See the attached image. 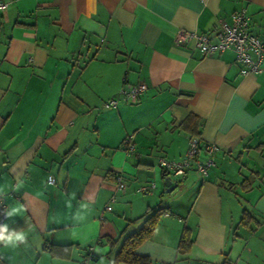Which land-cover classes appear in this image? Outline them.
Returning a JSON list of instances; mask_svg holds the SVG:
<instances>
[{
  "label": "crops",
  "instance_id": "0c3cea01",
  "mask_svg": "<svg viewBox=\"0 0 264 264\" xmlns=\"http://www.w3.org/2000/svg\"><path fill=\"white\" fill-rule=\"evenodd\" d=\"M0 1L1 225L25 234L0 241V264H83L90 246L85 264H126L114 260L123 235L160 206L135 249L154 264H264V71L174 41L179 29L215 41L239 8L264 38V0ZM140 81L141 94L102 106ZM190 114L217 145L213 164L164 174L159 158L180 159L195 135Z\"/></svg>",
  "mask_w": 264,
  "mask_h": 264
},
{
  "label": "built area",
  "instance_id": "2783aa9c",
  "mask_svg": "<svg viewBox=\"0 0 264 264\" xmlns=\"http://www.w3.org/2000/svg\"><path fill=\"white\" fill-rule=\"evenodd\" d=\"M5 4L0 1V10ZM216 40L210 41L205 33H198L192 30H177L174 41L184 43L192 41L196 49L201 54L211 53L215 50L223 51L230 49L234 52V58L241 64L240 73H258L264 71L262 62H264V38L259 37L249 28L248 15L244 8L234 10L230 14V21L219 20L216 23ZM147 89L144 82L124 83L115 97L103 101V107H115L119 100L128 101L130 97L137 96ZM123 147L126 152H130L133 147L132 135H127L123 140ZM217 150V145L213 142L202 140L200 135H190L187 148L183 156L178 160L161 157L158 164L167 173L183 178L188 169H195L202 176L208 174L209 168L213 164V153ZM201 152L206 157L201 158ZM49 182L53 181L52 175L47 176ZM114 185L117 189L123 190L125 182L120 175L114 176ZM6 203L3 196L0 195V226L6 216ZM92 247L87 250L86 259L92 258ZM84 258L82 263L85 264Z\"/></svg>",
  "mask_w": 264,
  "mask_h": 264
},
{
  "label": "trees",
  "instance_id": "16d2710c",
  "mask_svg": "<svg viewBox=\"0 0 264 264\" xmlns=\"http://www.w3.org/2000/svg\"><path fill=\"white\" fill-rule=\"evenodd\" d=\"M198 118L195 115L190 114L184 124L183 127L187 128L191 134H197L196 127H197ZM166 174V171H164ZM166 206L154 207L151 209L150 212L145 214L143 217L142 224L136 228L135 230L125 233L114 253V260L120 261L126 264H154L151 258L148 255H142L135 252L136 247L145 239H147L159 216L166 211ZM246 216L241 218L242 222H246ZM133 221V220H131ZM127 223V227H128ZM185 237V231L180 238V246L182 249H186L188 244ZM190 240H188L189 243Z\"/></svg>",
  "mask_w": 264,
  "mask_h": 264
},
{
  "label": "clouds",
  "instance_id": "9594fccd",
  "mask_svg": "<svg viewBox=\"0 0 264 264\" xmlns=\"http://www.w3.org/2000/svg\"><path fill=\"white\" fill-rule=\"evenodd\" d=\"M24 238L25 234L23 232H9L6 226H0V241L15 245L17 241L22 242Z\"/></svg>",
  "mask_w": 264,
  "mask_h": 264
},
{
  "label": "water",
  "instance_id": "95a60500",
  "mask_svg": "<svg viewBox=\"0 0 264 264\" xmlns=\"http://www.w3.org/2000/svg\"><path fill=\"white\" fill-rule=\"evenodd\" d=\"M164 182H165V191H170L171 189H173V185L171 184V179L166 176L165 179H164Z\"/></svg>",
  "mask_w": 264,
  "mask_h": 264
},
{
  "label": "rangeland",
  "instance_id": "374dc122",
  "mask_svg": "<svg viewBox=\"0 0 264 264\" xmlns=\"http://www.w3.org/2000/svg\"><path fill=\"white\" fill-rule=\"evenodd\" d=\"M174 195H172L173 197ZM51 263V262H50ZM49 261H46L44 264H50ZM53 264H55L54 262H52ZM65 264H68V263H65Z\"/></svg>",
  "mask_w": 264,
  "mask_h": 264
}]
</instances>
